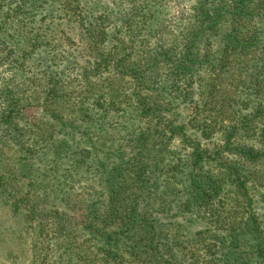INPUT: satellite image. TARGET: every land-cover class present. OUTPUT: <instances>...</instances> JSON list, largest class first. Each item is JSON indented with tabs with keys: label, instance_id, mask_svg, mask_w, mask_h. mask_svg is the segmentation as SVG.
Here are the masks:
<instances>
[{
	"label": "rangeland",
	"instance_id": "374dc122",
	"mask_svg": "<svg viewBox=\"0 0 264 264\" xmlns=\"http://www.w3.org/2000/svg\"><path fill=\"white\" fill-rule=\"evenodd\" d=\"M131 1L37 0L33 7L23 0H0L2 37L15 42L20 35H42L39 41L31 38L24 47L21 44L15 47L16 55H24L23 50L30 47H36L37 51L18 70L10 95L27 89L26 95L44 96L47 89L42 87L49 81L51 85L63 86L64 102L54 107H62L58 110L66 120L73 117L76 133L63 132L62 139L74 146L75 158L80 160L88 156L80 148L81 141L85 145L92 137L103 149L100 158L110 157L106 160L108 172L113 162L125 160L121 166H131L132 145L128 142H133L129 136L137 126L138 113L134 99L159 102L171 120L188 130L195 131L208 123L212 130H218L246 115L245 123L254 125L259 135L264 133L263 39L259 42L263 48L253 46L248 52L227 57L222 54L223 41L234 26L230 20L225 21L217 36L211 37L215 40H204L193 60H184V35L193 28L200 0H154L149 4L153 13L149 19L139 10L142 0ZM122 7L130 9L124 18L128 21L124 25L127 28L121 27ZM20 19L22 24L18 26ZM137 23L139 27L135 26ZM243 28L251 30L253 26L247 22ZM91 41L94 45L89 50ZM97 45H101L100 53L113 55L111 64L101 70L92 66L99 51ZM52 46L54 49L50 51ZM10 65L7 60L0 66V80ZM38 99L39 106H43V99ZM74 113L80 118L76 119ZM97 124L100 127L96 128ZM43 126L45 130L41 132L46 137L48 125ZM259 135L256 142L264 150V134ZM186 153L188 149L177 141L162 150L160 155L168 157L165 162L159 159L157 171L153 167L152 172L138 175L139 168L135 172L125 169L117 175V181H124L129 191L141 198V204L147 205L141 208L145 213L149 208L157 210L154 214L158 220L154 246L146 245L139 255L128 253L122 259L106 256L96 247L101 240L96 242L91 237L92 227L109 232L113 231V225L105 226L96 220H92L93 225L84 224L81 217L65 221L61 213L53 212H71L79 206L80 199L92 203L98 198L103 200V211L107 189L101 173L97 174L92 167L74 176L72 160L61 163L51 153L41 163L31 161L34 163L29 174L31 181L28 177L18 181L22 176L18 171L15 183L0 185V264H221L219 243L216 244L217 227L221 224L200 210L189 211L183 206L187 196L186 172L176 167V163L179 165L176 156L183 158L182 165ZM8 157L12 158L10 154ZM4 165L0 160V172L2 167L4 171L13 169ZM248 168L249 189L264 224V158L250 163ZM233 200L232 205H239ZM227 214L224 211L219 216V223L227 220L224 218ZM59 221L66 225L60 231L56 229Z\"/></svg>",
	"mask_w": 264,
	"mask_h": 264
},
{
	"label": "trees",
	"instance_id": "16d2710c",
	"mask_svg": "<svg viewBox=\"0 0 264 264\" xmlns=\"http://www.w3.org/2000/svg\"><path fill=\"white\" fill-rule=\"evenodd\" d=\"M36 1L23 0L25 5L31 2L33 7L36 6ZM153 1L142 0L140 2L139 10H142L143 16H147L148 19L153 15L149 8V4ZM23 2H20V6ZM145 3H148L147 7L143 8ZM199 4L193 28L184 35V60H193L198 53L200 43L214 35L217 36L221 23L229 20L234 27L232 26L233 29L225 34L222 54L225 53L228 57L232 54L248 52L253 46L256 49L260 47L259 42L262 39L264 42V0H200ZM28 12L32 13V10ZM128 12H130L129 7H122L121 27L127 28L124 25L128 21L124 18ZM20 21L21 19L18 20L19 24L16 23L18 26L22 24ZM247 22L253 26L251 30L243 28ZM135 26L139 27L140 24L137 23ZM248 33H253L250 38L246 37ZM41 36L40 34L34 37H30L29 34L20 35L15 42H10L0 33V66L7 60L11 64V67L5 69L6 75L0 80V160L1 163H5L4 166H8L6 168L13 167V169H8L9 171H4L2 167L0 185L15 183L18 171L22 175L18 181L22 177H28L31 181L29 174L32 173L34 164L31 161L38 160L41 163L49 153L60 158L61 163L72 160L70 166H72L71 173L74 176L82 170L88 171L95 167V172L101 173L102 181L106 182L105 209L101 211L103 200L100 198L94 199L92 203L80 199L79 206L71 212L64 210L53 212L57 215L61 213L65 221L73 222L76 217H81V222L84 224L93 225L92 220H96L105 226L113 225V231L109 232L97 227V230L92 229L93 227L90 230L93 231L91 232L93 236H90L94 238V241L101 240L96 247L106 256L122 259L128 253L139 255L146 245L154 246V240L158 234L155 224L158 220L154 214L157 210L149 208L145 213L141 208L147 205L141 204V198L129 191L124 181H117L116 177L121 175L125 169H132L135 172L139 168L138 175L141 172H152L153 167L157 171L159 159L165 162L168 157L160 155L162 150L178 141L188 149L182 165L183 158L176 156L179 163V165L176 163V167L180 166V172H186L187 183L184 192L187 196L183 206L189 211L200 210L204 216L214 218L216 224H221L217 227L219 237L216 236L219 238L216 244L219 243L218 252L221 264H264V224L255 209L247 173L250 163L259 162L264 158V150H261L259 146L261 144L256 142V137L259 135L258 129L254 125L250 126L249 123H245L246 115H242L240 121L231 122L218 130H212L208 123L205 126L196 127L194 131L171 120V116L165 113L159 102L144 101L141 98L134 99L138 105V113L135 115L137 126L130 131L129 136L130 141L133 142H128L132 145V155L129 160L131 166L122 167L121 164L126 163L125 160L113 162L112 169L108 172L106 160L110 157L106 155L100 158V152L103 149L93 141L92 137L91 141L86 140L85 145L84 141H81L80 148L83 152H87L88 156L80 160L75 158L77 151L74 150V146L62 139L63 132L74 133V135L76 133V126L72 123L73 117L66 120L58 110L62 107H54L64 102L65 89L63 86L51 85L52 82L49 81L47 88V84L42 87L47 89L44 96L26 95L27 89H20V94L10 95L14 92L13 80L18 70L24 68L30 57H34L37 51L36 47H30L23 50L24 55L22 53L16 55L15 47L20 44L24 47V44L31 38L39 41ZM106 38L108 39V36H105V40ZM42 40L45 41L44 37ZM210 40L212 42L215 38ZM93 45L94 42L91 41L89 50H92ZM97 48L99 51L95 54L92 66L101 70L111 64L113 55L112 53H100L101 45H97ZM49 49L53 50L54 46ZM112 66L117 68V65ZM51 74L53 75V72ZM38 98L43 99V106H39ZM74 117L80 118L75 113ZM45 124L48 125L46 126L48 127L46 137L41 132L45 130L43 129ZM95 127L98 128L100 125L97 124ZM219 132H221L220 135L215 137V134ZM263 134L260 132V135ZM44 141L47 143L43 144ZM118 151L122 153L121 148ZM177 151L181 153L182 148ZM8 154L12 158L8 157ZM122 158L124 159V155ZM104 173L107 174L105 178ZM231 199L237 201L239 205L234 203L232 205ZM224 211L228 212L224 216L227 220L219 223L221 221L219 216H222ZM65 226L63 221H59L56 229L60 231Z\"/></svg>",
	"mask_w": 264,
	"mask_h": 264
}]
</instances>
